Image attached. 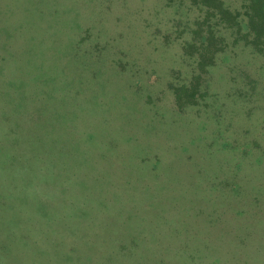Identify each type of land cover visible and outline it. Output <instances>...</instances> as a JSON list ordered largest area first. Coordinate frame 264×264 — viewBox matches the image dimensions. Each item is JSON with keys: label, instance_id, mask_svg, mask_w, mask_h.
Here are the masks:
<instances>
[{"label": "rangeland", "instance_id": "374dc122", "mask_svg": "<svg viewBox=\"0 0 264 264\" xmlns=\"http://www.w3.org/2000/svg\"><path fill=\"white\" fill-rule=\"evenodd\" d=\"M247 1L0 0V264H264Z\"/></svg>", "mask_w": 264, "mask_h": 264}, {"label": "trees", "instance_id": "16d2710c", "mask_svg": "<svg viewBox=\"0 0 264 264\" xmlns=\"http://www.w3.org/2000/svg\"><path fill=\"white\" fill-rule=\"evenodd\" d=\"M214 1V0H210ZM218 1V0H216ZM206 4L209 5V2ZM217 14H219L221 20H224L225 16H232V13L228 9L221 8L217 5ZM243 15L245 16V23L247 31L245 33L246 44H250L258 52H264V0H248L243 5ZM236 15H240V12H236ZM213 32L208 33L206 36V44L201 43V49L205 53L209 54L207 64H212L214 55L221 50L220 47L211 49L213 46ZM204 56H202L203 58ZM24 198H27L25 196Z\"/></svg>", "mask_w": 264, "mask_h": 264}]
</instances>
